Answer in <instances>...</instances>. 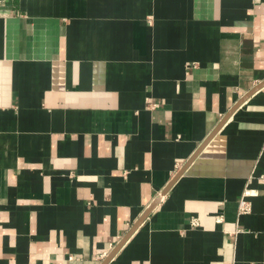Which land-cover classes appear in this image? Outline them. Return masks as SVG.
Segmentation results:
<instances>
[{"label":"crops","instance_id":"crops-1","mask_svg":"<svg viewBox=\"0 0 264 264\" xmlns=\"http://www.w3.org/2000/svg\"><path fill=\"white\" fill-rule=\"evenodd\" d=\"M1 11L0 264H264V0Z\"/></svg>","mask_w":264,"mask_h":264},{"label":"built area","instance_id":"built-area-1","mask_svg":"<svg viewBox=\"0 0 264 264\" xmlns=\"http://www.w3.org/2000/svg\"><path fill=\"white\" fill-rule=\"evenodd\" d=\"M7 2H8V0H0V15H1V13H2V11H1V7L4 6ZM248 195H249L248 192L245 193L243 199H242L241 202H240L239 213H240L241 215H242V214H243V215H244V214H247V213H249V211H250V205H249V203H248V201H247V199H246V196H248ZM194 224H195V223H194Z\"/></svg>","mask_w":264,"mask_h":264},{"label":"water","instance_id":"water-1","mask_svg":"<svg viewBox=\"0 0 264 264\" xmlns=\"http://www.w3.org/2000/svg\"><path fill=\"white\" fill-rule=\"evenodd\" d=\"M216 132H217V130L215 131V133H216ZM215 133H214V134H215ZM214 134H213V135H214ZM195 157H196V155H195ZM195 157H194V158H195ZM194 158L189 162L188 165H190V164L192 163V161L194 160ZM182 174H183V172H181V173L178 175L177 178H179ZM177 178H176V179H177ZM176 179H175V180H176ZM152 208H153V207H152ZM116 252H117V251H116ZM116 252H114V253H113V254H112V255H111V256L105 261L104 264H108V262L112 259V257L115 255Z\"/></svg>","mask_w":264,"mask_h":264}]
</instances>
